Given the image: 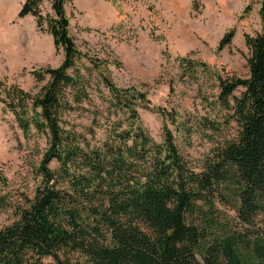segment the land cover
<instances>
[{
  "label": "trees",
  "instance_id": "16d2710c",
  "mask_svg": "<svg viewBox=\"0 0 264 264\" xmlns=\"http://www.w3.org/2000/svg\"><path fill=\"white\" fill-rule=\"evenodd\" d=\"M72 1L24 0L18 14L33 17L64 58L33 72L46 82L36 94L0 80V102L24 135L35 130L48 144L34 195L0 193V210L13 216L0 227V264H264V0L261 31L244 36L247 78L180 59L182 80L202 72L217 82L210 104L217 115L199 122L215 144L198 169L175 143L169 125L177 114L152 107L136 86H117L109 67L119 61L79 48L67 13ZM234 37L228 31L218 50ZM95 93L108 116L98 109L81 133L66 116L85 110ZM142 109L163 118L161 143L144 127ZM232 124L236 133L228 136ZM0 183L8 184L1 169ZM222 208L235 212L241 228Z\"/></svg>",
  "mask_w": 264,
  "mask_h": 264
},
{
  "label": "rangeland",
  "instance_id": "374dc122",
  "mask_svg": "<svg viewBox=\"0 0 264 264\" xmlns=\"http://www.w3.org/2000/svg\"><path fill=\"white\" fill-rule=\"evenodd\" d=\"M0 0V80L36 94L46 83H37L33 72L58 67L63 52L57 51L50 34L40 30L33 17L19 18L24 0ZM263 0H73L67 7L70 32L83 52L101 59L119 61L109 73L114 83L136 86L148 94L154 108L177 114L176 125H169L181 154L198 169L214 147L213 134L199 122L213 119L219 109L211 102L217 94L215 75L199 72L198 79H184L180 59L206 63L212 71L247 78L249 50L245 34L261 31ZM48 6V5H47ZM2 23V24H1ZM234 29L232 44L222 51L218 45ZM165 54V55H164ZM94 79L99 85L98 74ZM198 81V83H197ZM102 90V88L100 86ZM172 88V90H171ZM107 93V92H106ZM239 95V93H237ZM99 93L85 110L67 114L66 119L79 132L92 126L94 113L107 106ZM149 134L162 142L163 118L156 110H140ZM105 128V127H104ZM103 128V129H104ZM103 129L97 137H103ZM235 124L226 131L235 135ZM215 140L222 141L221 137ZM47 136L32 130L24 135L15 116L0 102V169L8 180L0 183V193L12 200L33 196L40 183L37 169L47 149ZM53 170L58 164L53 162ZM224 209L227 222L241 228L234 211ZM13 220L12 213L0 210V227Z\"/></svg>",
  "mask_w": 264,
  "mask_h": 264
},
{
  "label": "crops",
  "instance_id": "0c3cea01",
  "mask_svg": "<svg viewBox=\"0 0 264 264\" xmlns=\"http://www.w3.org/2000/svg\"><path fill=\"white\" fill-rule=\"evenodd\" d=\"M1 8H2V10H1V16H2L3 13H4V11H3V10H4V0L1 1ZM27 17H28V16H27ZM1 24H2V23H1ZM2 31H3V30L0 29V34H2Z\"/></svg>",
  "mask_w": 264,
  "mask_h": 264
}]
</instances>
